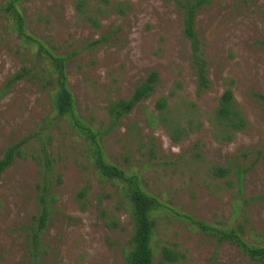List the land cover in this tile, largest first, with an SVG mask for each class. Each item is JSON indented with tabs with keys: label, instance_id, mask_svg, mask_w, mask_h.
Segmentation results:
<instances>
[{
	"label": "rangeland",
	"instance_id": "374dc122",
	"mask_svg": "<svg viewBox=\"0 0 264 264\" xmlns=\"http://www.w3.org/2000/svg\"><path fill=\"white\" fill-rule=\"evenodd\" d=\"M8 1L0 0V92L22 67L48 69L45 54L21 46L9 29L2 10ZM108 1L21 0L17 8L26 32L64 60L73 111L95 134L103 158L137 175L141 189L162 203L151 215L154 264L163 249L176 254L171 264H258L217 232L231 230L246 245L264 247V0H211L196 12L207 89L197 81L180 7L168 0ZM120 3L130 10L114 12ZM152 71L154 92L112 125L107 106L130 98ZM230 80L248 129L219 143L212 112ZM161 96L184 126L190 121L200 129L174 143L162 127L149 125ZM53 100L52 88L28 79L0 98V160L7 147L29 139L0 174V264H126L133 224L117 181L98 175L90 141L55 115ZM48 167L44 187L55 202L34 237ZM216 167L227 174L216 175ZM83 187L85 208L77 199ZM111 220L117 229L107 226Z\"/></svg>",
	"mask_w": 264,
	"mask_h": 264
},
{
	"label": "trees",
	"instance_id": "16d2710c",
	"mask_svg": "<svg viewBox=\"0 0 264 264\" xmlns=\"http://www.w3.org/2000/svg\"><path fill=\"white\" fill-rule=\"evenodd\" d=\"M20 1L21 0H9L2 7V10L7 13L6 18L8 19L9 29L11 32L17 34L21 46L28 50L36 46V50L39 53L45 54V63L48 69H40L39 72H33L27 67H22L10 81H7L0 92V98L9 90L11 84L23 79H28L32 83L40 84L42 90L48 88L53 89V108L55 115L58 118L69 119L70 123L83 132L90 141L93 151L92 158L98 175L103 179H114L117 181L120 195L123 198L133 224L130 247L126 251V264H154L155 255L152 247L154 223L151 215L156 209L163 208L162 203L154 195H150L141 189L138 184L139 178L137 175H128L103 158L95 134H93L89 128L80 124L73 111V97L67 88L66 76L63 72L64 60L52 55L45 48L44 44L26 32L24 20L17 8ZM168 1L174 2L180 7L184 14V35L191 43L193 52L192 65L195 69L199 87L207 89L209 84L207 78V64L205 60L201 58L199 51L200 42L194 31L193 22L196 12L210 3L211 0ZM83 6V3H77L76 10L78 12H84ZM121 9L129 11L130 6H125L123 3H120L113 11L122 13ZM87 22L94 26L97 25L95 19L92 18H88ZM157 82L158 74L152 71L147 75L146 79L135 88L130 98L111 102L106 110L112 125H117L122 117L128 115L140 102L147 99L154 92ZM233 84L232 80L227 82L226 89L218 98L217 105L212 112V127L214 128L213 138L219 143H230L237 133L245 132L248 129V123L234 98L232 89ZM260 100L264 103L263 97H261ZM148 122L151 126L162 127L174 143H180L188 134L198 131L201 125L200 123L193 125L192 122L187 121L186 126H184L180 120L174 117L173 111L168 104V99L164 96L156 100L154 111L148 115ZM28 140L27 138L20 143L7 147L3 158L0 160V174L11 166L15 159L21 155L22 146L27 144ZM49 171L50 167L42 173L44 185L43 191L39 196L40 209L37 215L33 217L31 226L34 237H38L45 230L50 216V203L55 202L53 195L44 187L48 180L47 174ZM215 174L223 176L227 174V170L216 167ZM86 190L87 189L83 187L77 194V199L81 202L82 208H85L83 200L86 195ZM102 216L106 218L105 211L102 212ZM196 224L200 228L205 227L200 223ZM107 226L111 229H117L118 223L111 220L107 223ZM217 234L219 235L220 241H226L237 246L250 260L258 264H264V247L246 245L239 235L231 230L226 232L218 231ZM176 259V254L172 250L163 249L158 264H171L174 263Z\"/></svg>",
	"mask_w": 264,
	"mask_h": 264
}]
</instances>
